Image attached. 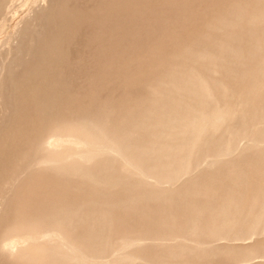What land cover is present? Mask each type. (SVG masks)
Segmentation results:
<instances>
[{
	"label": "bare ground",
	"instance_id": "obj_1",
	"mask_svg": "<svg viewBox=\"0 0 264 264\" xmlns=\"http://www.w3.org/2000/svg\"><path fill=\"white\" fill-rule=\"evenodd\" d=\"M247 1L183 39L162 31L206 0L119 14L129 45L95 66L133 58L127 76L96 66L47 118L44 75L18 82L0 132V264H208L264 236V0Z\"/></svg>",
	"mask_w": 264,
	"mask_h": 264
},
{
	"label": "rangeland",
	"instance_id": "obj_2",
	"mask_svg": "<svg viewBox=\"0 0 264 264\" xmlns=\"http://www.w3.org/2000/svg\"><path fill=\"white\" fill-rule=\"evenodd\" d=\"M197 1L200 3L203 2V0H181L180 2H177V0H54V2L53 0H0V132L1 130L4 131L14 118L13 107L16 105L15 97L17 96V91L19 90L17 89L19 88L18 82H20L22 78L31 77L32 73H42L46 78L47 83L44 90L34 92V98L41 95L40 93L42 91L44 92H42L44 95H41L42 97L40 98H43L45 93L46 97L48 96L47 99L49 102L45 101L44 104L42 102L40 106L37 105L38 109L40 108L43 113L44 111L46 113H44L45 115L42 114V119L45 117L47 118L48 111L46 108H49L51 103L53 106L52 108H55L53 110H56L58 107H62L58 101L61 98L69 97V95H73L72 97L77 98V96L86 93L84 78L91 75L94 71L93 68L95 69L96 66L97 68L95 70L99 69V64L95 66L97 61L101 62L103 60L104 62L102 61L101 63L105 64V61L107 62L109 60L110 54L113 50L123 46L125 47V43L127 42V46L129 45L130 40L128 38L120 40L117 39V32L119 31L120 33H123L126 31V27H128L125 23L121 28H117V23H119L118 20L121 17L119 14L130 12L134 10V8H143L155 11L157 9L164 10L165 7H169L170 4H174L182 9H187L188 6L194 5ZM206 1V3L203 2L202 5H199L202 6V11L193 13L189 18L180 22H172L173 25L170 23L172 26L168 25L162 33L166 35L172 30L183 29L180 32V35H178V39H183L190 36L196 30L204 31L202 22L213 13L220 12L222 6H225L228 1L232 0ZM209 2H211V4H209ZM247 2H250L251 4L253 3L252 0H248ZM124 20V22L130 21L128 19ZM25 25L27 26L25 27ZM151 32L152 30H150V33ZM42 35L44 36L43 38ZM153 38L155 39L153 41L155 44L157 36L153 35ZM113 39H117V41L114 42ZM157 42L158 44L163 45L160 46L162 51L168 49V43H165V41L162 43L161 40H158ZM110 43H112L111 45L113 46H111ZM138 46H140V44H137L135 49H138ZM112 47H114V49ZM103 54H106V57H104ZM256 56L258 58L259 54H256ZM38 57L40 58L37 59ZM146 57L147 56H144L143 58L147 59ZM104 58L107 60H104ZM143 58L141 62L144 61ZM21 59L22 61H19ZM132 60L133 58H126L122 60L121 58H115L110 70L108 72L106 71L107 75H103L105 72H103L104 68H101L102 70L100 71L97 70L99 72L98 75L105 78H110L113 74L118 75L119 77L127 76L126 74L124 75L125 71L121 69V65L125 62L129 63ZM39 66L41 68H39ZM90 71L92 72L90 73ZM86 73L88 75H86ZM78 76L80 79L82 76L84 77L80 81ZM139 76L140 75L138 74L135 78H138V80L141 81ZM78 84L79 87L77 86ZM63 85L66 86L64 91H60L58 94L55 90L54 92L52 91L56 86ZM135 87L136 84L134 88ZM70 89L74 91L72 92ZM49 91L51 92L48 93ZM52 92L53 94L55 93V95L52 94V96ZM29 98H31V95ZM44 100H46V98ZM53 102L57 104L53 105ZM46 120L47 119H45V121ZM246 243L247 244L245 245L250 244L248 249L237 247L232 248L231 254L229 255L230 258L229 256L224 258L218 257L207 263L231 264L236 259L240 258L242 254H263L261 251L264 249V236H262L257 243L252 244L247 241ZM246 264H264V257L255 258Z\"/></svg>",
	"mask_w": 264,
	"mask_h": 264
}]
</instances>
